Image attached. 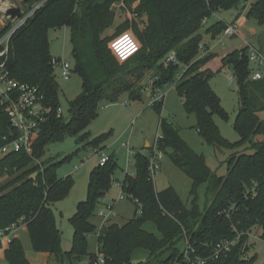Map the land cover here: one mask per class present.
Wrapping results in <instances>:
<instances>
[{"label":"trees","instance_id":"1","mask_svg":"<svg viewBox=\"0 0 264 264\" xmlns=\"http://www.w3.org/2000/svg\"><path fill=\"white\" fill-rule=\"evenodd\" d=\"M30 1L36 4L43 0ZM136 1L46 0L14 33L8 56L11 76L38 87L52 113L42 133L34 139L30 153L21 151L0 159V176L8 178L0 185V230L26 217L33 250L57 259L63 256L62 234L53 206L67 198L73 189L72 176H57V169L73 155L52 165L40 160L49 144L67 137L77 138L78 143L86 142L84 148L104 150L111 133L93 138L87 131L97 119L102 102L116 103L123 95L131 102L142 101L146 90L142 81L154 72L152 96L156 98L164 87L175 84L185 112L196 116V128L204 142L217 152L227 149L234 153L228 160L227 174L217 176L205 157L184 142L180 128L162 118L164 98L154 101L152 108L160 116L161 138L157 149L192 180V207L186 206L173 187L156 191L149 171L153 147L148 154L136 152L134 175L126 174L123 181L125 192L133 196L135 216L124 225L109 223L101 228L98 254L104 256L105 264H197L193 262L195 257L205 258L215 244L243 234L229 254L206 264H255L256 258L249 255L250 247L245 252L243 245L253 229L260 230L259 237L264 240V121L259 117L264 112V79H251L248 46L222 59L224 67L232 68L238 84L239 108L234 128L240 140L230 143L221 135L215 121L216 116L228 118L221 99L209 84L215 73L202 70L216 55L207 52L199 57L202 48L208 50L200 35L204 20L217 11L239 7L243 0H139L134 13L138 17L147 16L144 29L133 25L139 41L127 33L111 44L112 52L109 43L130 28L127 21L117 27L114 36L103 37L114 23L113 6L124 2L131 8ZM246 16L264 24V0H255ZM12 26L8 22L0 29V39ZM65 26L71 31L73 73L82 78V92L70 102L68 117L58 115L60 85L53 69L49 41L51 30ZM227 26L226 22L218 21L207 29V34L216 39ZM140 43L142 48L126 60ZM172 52L179 63L165 66V59ZM6 138H14L13 129L0 103V148ZM241 146L244 149L237 151ZM117 167L116 156L112 154L90 174L88 197L79 203L70 219L74 237L67 255L72 260L88 256V237L95 231L91 218L100 199L107 194ZM206 183L210 184L212 198L202 212L197 204L198 189ZM149 223L156 227L157 234L145 229ZM185 240L191 248L189 256L179 248ZM7 244L6 262L30 264L20 239L13 238ZM140 250L148 256L135 263L133 257ZM98 254L91 256L92 262Z\"/></svg>","mask_w":264,"mask_h":264},{"label":"rangeland","instance_id":"2","mask_svg":"<svg viewBox=\"0 0 264 264\" xmlns=\"http://www.w3.org/2000/svg\"><path fill=\"white\" fill-rule=\"evenodd\" d=\"M22 1L0 0V29L10 22L5 17L4 9L13 3L20 4ZM139 3L140 1L137 0L131 8L124 2H118L113 6L115 13L114 23L110 29L104 32L103 37L114 36L117 27L127 21L130 28L123 35L112 40L109 43V48L113 42L127 33H132L136 40H138L133 25L137 24L140 29H144L147 24L146 15L138 17L134 13ZM32 8H34V4L30 1L27 12H30ZM240 8L241 5L230 10L217 11L204 23L200 31L202 44L205 46L206 44L209 45L212 51L217 54L216 59L211 60L208 66L215 73V76L209 80V84L221 99L222 106L228 115L227 119L216 116L215 121L221 135L233 144L240 140V136L234 128L239 108L238 84L232 68L223 66L222 57L245 47L246 40L251 43L252 47L262 51L264 54V24L259 23L256 19L247 18L245 15L240 20L238 35L233 38L219 35L216 39H213L211 35L207 34V29L218 21L225 20L224 22L227 24L233 23L241 12ZM49 41L53 59L62 58L72 62L74 65L70 28L65 26L61 29L51 30L49 32ZM141 48L142 45L140 43L138 49L126 60L136 54ZM207 52V50L201 49L199 57H203ZM125 61L119 62L124 63ZM153 75L154 72L148 73L142 81L146 88L142 101L131 102L127 95H123L116 103L102 102L97 119L87 129L93 138L105 133H111L110 139L106 143V148L101 150L107 156L114 154L118 162V167L112 175L111 185L107 191L108 195L105 197L108 202H116L114 212L117 217L111 223L124 225L135 216L136 205L129 199L119 200L122 192L119 182L125 180L126 174L135 172V153L143 152L148 154L145 143L147 141L154 143L161 134L159 126L160 116L152 108V103L160 99V97L164 98L162 118L180 128V135L184 142L196 153L205 157L208 166L217 176L227 174L228 160L234 153V151L227 149L217 152L214 147L204 142L196 128L197 118L195 115L185 112L183 99L178 94L175 84L167 85L162 89L160 95L154 98L151 94V85L153 84L151 78ZM227 75L233 76L234 80L231 82L227 78ZM55 76L60 85L61 112L64 117H68L70 102L74 101L82 92V78L77 74H73L69 81H65L59 76V69L56 70ZM262 118L264 119V114H262ZM85 143H78L75 137H67L64 141L51 143L47 146L45 155L40 160L46 165H52L62 161L69 155H73L70 161L63 163L57 169V176L59 178L72 176L74 186L67 198L55 203L53 206L57 226L62 234L61 248L64 254L60 259L51 255L52 259L48 261L44 255L33 250L29 233L23 230L19 231L26 258L30 264H92L91 256L98 254V235L103 224L102 219L98 216L100 204L91 218L95 231L88 237V256L81 260H72L67 255L72 248L74 237V227L70 219L76 214L79 203L87 199L90 174L95 168L99 167L101 162L102 154H98L95 151L96 149L91 146L84 148ZM243 149L244 147L241 146L237 148V151ZM78 150L79 152L74 154ZM0 159L2 158L0 157ZM160 165L158 173L153 178L156 191L161 192L169 187H173L186 206L191 208L193 200L190 196L192 180L176 167L167 155L162 157ZM0 179L1 185L8 178L7 176H0ZM209 185V183L203 184L198 189L197 204L202 212L208 206V200L212 198V195L210 196L209 194ZM145 229L156 234L158 233L156 227L151 223L147 224ZM259 233L260 230L258 229H253L249 233V255L256 258L255 264H264V240L259 237ZM184 244L183 241L179 244L181 251L184 249ZM147 256L148 253L146 251H137L133 257V262L137 263L146 259ZM0 264L9 263L0 260Z\"/></svg>","mask_w":264,"mask_h":264},{"label":"built area","instance_id":"3","mask_svg":"<svg viewBox=\"0 0 264 264\" xmlns=\"http://www.w3.org/2000/svg\"><path fill=\"white\" fill-rule=\"evenodd\" d=\"M46 0L34 4V8L27 12V9H23L24 2L20 4H11L4 9V13L8 9L20 6L22 7V13L19 19L12 23V29L0 39V103L4 107V111L9 117L10 125L13 129L12 139H5L4 145L0 148V157L3 158L7 155L13 153H19L21 151L31 152L32 143L38 135H40L44 129V126L48 120V115L52 113V109L46 103V97L43 92L35 86H32L27 83H21L16 79L12 78L10 69L8 66L9 61V47L11 39L14 33L21 28L35 12L43 6ZM255 0H243L241 3V12L237 19L228 24L227 28L221 34L224 37L233 38L238 35L239 30V20L245 15H247L248 10L252 6ZM2 12V11H1ZM208 19L204 20V23ZM246 46L249 47L248 59L250 67L252 70L251 79L253 81H259L264 79V54L260 50L251 46L249 41H246ZM245 46V47H246ZM206 51L205 48H202ZM117 58V57H116ZM178 58L175 52H172L165 59V66L169 64H178ZM53 69L56 72L59 69V76L65 80L69 81L73 73V64L72 62L65 59H53L52 60ZM235 77V76H234ZM234 77L227 75V78L232 82ZM161 98V97H160ZM58 115L61 116V108L58 109ZM16 134V135H15ZM161 138V135L155 140L153 145V153L150 155V175L152 179L158 173L160 169L161 159L164 156L162 152L157 149V141ZM98 154L101 155L100 165L103 166L109 159V155H104L99 149L95 150ZM132 153V152H131ZM134 175V173H132ZM154 180V179H153ZM1 183V179H0ZM121 187V196L119 200L129 199L133 200V196L129 195L124 190L123 182H119ZM108 193L100 200V205L98 209V216L102 219V227L108 225L113 220L116 219V214L114 212L116 202H111L106 200ZM28 220L26 217L19 218L16 222L12 223L8 227L0 230V243H10L14 238L15 234L23 227H27ZM101 227V228H102ZM243 234H238L237 238L234 240L221 241L213 246L212 252L205 258L195 257L193 262L197 264H206L210 260H217L221 256L229 254L234 247H236L241 240ZM183 252L186 253V256H189L188 253L191 250L188 246L187 240L184 242ZM250 247L248 241L243 245V251ZM192 252H194L192 250ZM190 260V258H189ZM191 261V260H190ZM92 264H105V258L102 254H98V257Z\"/></svg>","mask_w":264,"mask_h":264},{"label":"crops","instance_id":"4","mask_svg":"<svg viewBox=\"0 0 264 264\" xmlns=\"http://www.w3.org/2000/svg\"><path fill=\"white\" fill-rule=\"evenodd\" d=\"M236 19H237V18H236ZM241 19H242V18H241ZM241 19H240V20H241ZM240 20H239V23H240ZM224 21H225V20H224ZM246 41H248V40H246ZM245 46H246V43H245ZM206 47L208 48L207 51H208L209 53H214L209 45L206 44ZM243 48H244V47H243ZM241 49H242V48H241ZM238 50H239V49H238ZM261 53H262V51H261ZM214 54H215V53H214ZM215 55L217 56V54H215ZM226 55H227V54H226ZM226 55H224V56L222 57V59H223ZM214 59H216V58H214ZM209 63H210V62H209ZM209 63L206 64V65L202 68V70L210 69V68L208 67V66H209ZM159 95H160V94H159ZM262 114H264V112L260 113V114H259V117L261 118V120L264 121V119L262 118ZM154 143H155V142H154ZM154 143H151V142H149V141H147V142L145 143V148L147 149V151H148L151 147H153ZM20 230H23V231L28 232V227H23V228H21ZM20 230H19V231H20ZM19 231L15 234L14 238H18V239H20ZM28 233H29V232H28ZM7 248H8V244H7L6 242H4V243H3V247L0 248V260H1V261L6 262L5 254H6V250H7ZM40 254L44 255V256L47 258L48 261H50V260L52 259L51 255L48 254V253H40Z\"/></svg>","mask_w":264,"mask_h":264},{"label":"water","instance_id":"5","mask_svg":"<svg viewBox=\"0 0 264 264\" xmlns=\"http://www.w3.org/2000/svg\"><path fill=\"white\" fill-rule=\"evenodd\" d=\"M23 2H24L23 9H27L28 3L30 2V0H23ZM21 13H22V7L17 6V7L8 9L5 13V16L9 18L11 22H15L17 19L20 18Z\"/></svg>","mask_w":264,"mask_h":264}]
</instances>
